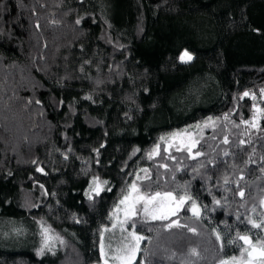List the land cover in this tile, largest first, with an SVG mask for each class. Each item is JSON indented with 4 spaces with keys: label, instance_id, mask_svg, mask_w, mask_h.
I'll list each match as a JSON object with an SVG mask.
<instances>
[{
    "label": "trees",
    "instance_id": "obj_1",
    "mask_svg": "<svg viewBox=\"0 0 264 264\" xmlns=\"http://www.w3.org/2000/svg\"><path fill=\"white\" fill-rule=\"evenodd\" d=\"M262 90L264 0H0V264H103L100 232L141 169L200 216L189 202L171 217L184 227L143 225L133 264L239 257L238 232L264 238L248 223L264 221ZM177 132L202 154L165 152ZM94 177L112 191L90 201ZM104 235L114 250L127 233Z\"/></svg>",
    "mask_w": 264,
    "mask_h": 264
},
{
    "label": "snow or ice",
    "instance_id": "obj_2",
    "mask_svg": "<svg viewBox=\"0 0 264 264\" xmlns=\"http://www.w3.org/2000/svg\"><path fill=\"white\" fill-rule=\"evenodd\" d=\"M179 59L182 62L187 63L192 60V56L187 50H185L181 53ZM262 92H264V90H262ZM248 95V92L243 94L244 97ZM241 98L243 99V97ZM258 111L260 110L258 109ZM210 121L211 118H209L208 122H205L204 126L207 127ZM242 122L249 123L248 121ZM250 126L253 128L257 127L254 121L250 124ZM197 127H199V125H197ZM182 135L191 136V133H173L171 134V138L175 139L176 137ZM160 139L161 141H165V137H161ZM198 142L199 141L196 140H190L187 145L181 144L177 150H186L189 153V156L192 159H195L197 156L202 154L199 151H196L195 154H193V148ZM224 142L228 143L227 139H225ZM241 143H244V141H241ZM172 146V144H169L168 147L164 148V151L168 152L169 147ZM160 147V144H157L153 150L148 153V158L152 159L155 155H159ZM137 151H139V149H137ZM225 155H227V153H225ZM162 167L167 168L166 165H162ZM37 171L43 170L38 168ZM141 171L145 173V175L143 177L139 174L136 175V179L131 184L127 185V189L122 194V198L118 200L113 208V211L109 214L110 219L112 220V228H104L100 232V254L103 259V264H109V259L117 262V264H133V261L136 259V254L141 251V241L146 239V237L139 235L138 233L143 231V225L147 224L149 221H167V224L165 225L166 229L184 227V225L180 224L178 220H173L171 217L177 216L180 210L184 209L189 202L191 203V207L187 210L191 211L193 216L197 218L200 216V209L198 208L196 201L187 192L180 195L179 193L174 194L173 191L152 192L144 190L145 187H150V185L142 186L138 183V181H150L151 175L149 174L148 169H141ZM225 182H227V180ZM107 183V181L101 182L99 177H94L90 182L89 189L86 190L85 195L91 201L94 196L99 197L102 192H111L112 188L104 187ZM41 187L43 186L41 185ZM240 195L243 197V191L240 192ZM215 203L219 204V201H215ZM261 203L264 204V201H261ZM121 213L123 218H121ZM79 222L80 221H77V223ZM248 223H250L253 228L259 229L264 227V221L257 223L249 218ZM117 227H119L121 233L126 232L127 235L122 236L123 246L113 250L111 249L110 243L106 246L104 233L107 231H114ZM41 228L42 235L44 237V244L38 251V255H43L45 248H47L48 251H52V245L49 243L50 237L48 236L49 229L43 227V225ZM129 228L131 231H128ZM188 230L191 232L196 231L194 228H189ZM216 239L218 241L221 240L219 233L216 234ZM239 241H243L244 246H240ZM60 242L63 244L62 240ZM228 243L239 247L240 256L237 257L233 255L226 259H220L218 264H264V238H260L256 243H253L248 235H241L238 232L237 236L228 241ZM223 247L224 246L221 245V251H223ZM109 250L113 252L110 257ZM191 254L193 256H197L198 252L196 249H191Z\"/></svg>",
    "mask_w": 264,
    "mask_h": 264
},
{
    "label": "rangeland",
    "instance_id": "obj_3",
    "mask_svg": "<svg viewBox=\"0 0 264 264\" xmlns=\"http://www.w3.org/2000/svg\"><path fill=\"white\" fill-rule=\"evenodd\" d=\"M258 113H259V111H258V109H256V111H255V117H256V118H257V116H258ZM177 133H186V132H177ZM190 140H193L192 135H191V136H188V135H182V136H178V137H176L175 139H171L170 144H172L173 146L180 147L181 144H185V145H187V144L189 143ZM92 179H93V178L90 179L89 184H90V182L92 181ZM103 181H105V180H103ZM103 181H101V182H103ZM104 187H105V188H108V185L106 184V185H104ZM88 189H89V185H88V187L86 188V190H88ZM86 190H85V192H86ZM198 208H199V206H198ZM199 209H200V208H199ZM121 218H122V217H121Z\"/></svg>",
    "mask_w": 264,
    "mask_h": 264
}]
</instances>
